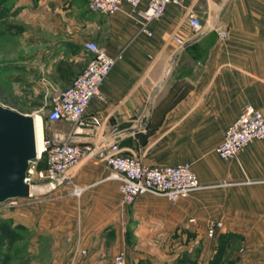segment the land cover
<instances>
[{"label": "crops", "instance_id": "0c3cea01", "mask_svg": "<svg viewBox=\"0 0 264 264\" xmlns=\"http://www.w3.org/2000/svg\"><path fill=\"white\" fill-rule=\"evenodd\" d=\"M146 2H123L105 14L85 0H11L19 112L46 114L54 92L83 70L85 40L113 61L101 97L90 98L78 124L49 122L45 138L57 135L92 153L68 170L71 184L38 187L24 197L25 211L0 213L19 231L27 228L2 264H111L119 251L127 264H207L192 254L193 228L207 218L193 190L173 203L146 192L125 204L97 157L110 143L144 164L190 162L200 189L235 191L249 229L264 231V137L233 158L214 148L245 103L264 115V0H179L143 30ZM188 12L201 21L198 33Z\"/></svg>", "mask_w": 264, "mask_h": 264}, {"label": "built area", "instance_id": "2783aa9c", "mask_svg": "<svg viewBox=\"0 0 264 264\" xmlns=\"http://www.w3.org/2000/svg\"><path fill=\"white\" fill-rule=\"evenodd\" d=\"M140 1L85 0L91 10L105 14L118 10L123 2L136 7ZM169 3H179V0H147L139 13L142 18L141 28L144 30L147 22L159 17ZM187 17L193 31L198 33L202 27L200 19L191 12H188ZM218 33L224 36L226 31L219 29ZM177 41L181 44L180 39L177 38ZM82 47L89 53V57L83 70L71 78L69 85L62 90L55 91L51 106L45 114L49 122L63 120L78 124L90 98L101 97L99 87L112 67L113 58L93 40H85ZM74 129L77 128L74 127ZM223 133L222 140L214 147L215 152L221 158H233L250 140L264 137V115L252 104L245 103L231 123L225 127ZM42 138V149L39 154L36 153L35 158L28 162L23 179L28 185L26 197L33 195L38 187L49 190L61 184H71L68 170L79 163L86 154L92 153L87 146L81 148L57 135ZM97 157L109 166L108 177L118 180V192L125 204H131L138 195L146 192L164 195L173 203L180 198L187 197L190 191L201 186L190 162L183 161L174 163V165L144 164L136 154H123L116 143H110L105 150L97 153ZM40 160L42 167H38ZM80 191V187L71 185L72 194H79ZM19 198L0 201V210L5 205H14L16 199ZM221 227L222 221L211 220L206 224L205 235L213 237ZM111 264H127L124 253L121 251L116 253L111 259Z\"/></svg>", "mask_w": 264, "mask_h": 264}, {"label": "rangeland", "instance_id": "374dc122", "mask_svg": "<svg viewBox=\"0 0 264 264\" xmlns=\"http://www.w3.org/2000/svg\"><path fill=\"white\" fill-rule=\"evenodd\" d=\"M0 104L19 111L11 0H0ZM40 119L44 137L52 126L45 115ZM192 193L197 195L196 200L200 201L199 204L204 206L203 210L207 213L201 228L197 223L191 233L195 261H207L217 248L223 247L224 252L218 264H264V231L249 229L247 216L235 205V191L227 187H211L197 188ZM15 209L25 211V199L20 197L14 205H5L0 213ZM214 219L222 221V228L215 236L210 237L205 235V227ZM22 229V236L27 238V228ZM179 241L182 243V240ZM4 250L6 252L5 248L2 252Z\"/></svg>", "mask_w": 264, "mask_h": 264}, {"label": "water", "instance_id": "95a60500", "mask_svg": "<svg viewBox=\"0 0 264 264\" xmlns=\"http://www.w3.org/2000/svg\"><path fill=\"white\" fill-rule=\"evenodd\" d=\"M35 156L33 116L0 104V201L27 196L23 179Z\"/></svg>", "mask_w": 264, "mask_h": 264}, {"label": "trees", "instance_id": "16d2710c", "mask_svg": "<svg viewBox=\"0 0 264 264\" xmlns=\"http://www.w3.org/2000/svg\"><path fill=\"white\" fill-rule=\"evenodd\" d=\"M42 162V161H41ZM22 237V233L15 227H12L10 223L4 218L0 217V264L5 263L8 259L7 254L3 249ZM224 252L223 247L217 248L215 254L209 259L207 264H218L222 253Z\"/></svg>", "mask_w": 264, "mask_h": 264}, {"label": "bare ground", "instance_id": "6f19581e", "mask_svg": "<svg viewBox=\"0 0 264 264\" xmlns=\"http://www.w3.org/2000/svg\"><path fill=\"white\" fill-rule=\"evenodd\" d=\"M33 124H34L35 153L39 154L40 150L42 149V139H43L42 124L39 116L36 117L33 116Z\"/></svg>", "mask_w": 264, "mask_h": 264}]
</instances>
